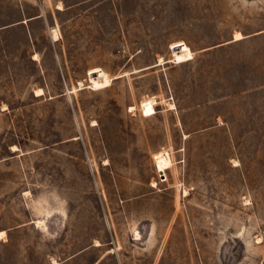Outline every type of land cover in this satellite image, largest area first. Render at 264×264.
<instances>
[{
  "label": "rangeland",
  "instance_id": "1",
  "mask_svg": "<svg viewBox=\"0 0 264 264\" xmlns=\"http://www.w3.org/2000/svg\"><path fill=\"white\" fill-rule=\"evenodd\" d=\"M0 264H264V0H0Z\"/></svg>",
  "mask_w": 264,
  "mask_h": 264
},
{
  "label": "built area",
  "instance_id": "2",
  "mask_svg": "<svg viewBox=\"0 0 264 264\" xmlns=\"http://www.w3.org/2000/svg\"><path fill=\"white\" fill-rule=\"evenodd\" d=\"M164 177H166V175H165V173H164V175H163Z\"/></svg>",
  "mask_w": 264,
  "mask_h": 264
},
{
  "label": "bare ground",
  "instance_id": "3",
  "mask_svg": "<svg viewBox=\"0 0 264 264\" xmlns=\"http://www.w3.org/2000/svg\"><path fill=\"white\" fill-rule=\"evenodd\" d=\"M55 36H57V33H55Z\"/></svg>",
  "mask_w": 264,
  "mask_h": 264
}]
</instances>
